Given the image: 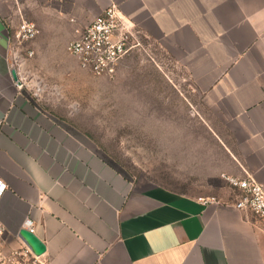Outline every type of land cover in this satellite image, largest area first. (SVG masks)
Returning a JSON list of instances; mask_svg holds the SVG:
<instances>
[{"label":"crops","instance_id":"crops-1","mask_svg":"<svg viewBox=\"0 0 264 264\" xmlns=\"http://www.w3.org/2000/svg\"><path fill=\"white\" fill-rule=\"evenodd\" d=\"M112 3L188 72L185 92L198 101L184 98L211 142L186 126L170 148L198 157L202 180L224 182L216 192L136 184L14 80L11 39L22 21L43 35L64 23L74 37ZM223 175L264 185V0H0L6 250L19 246L30 219L45 264H264V224L236 208L239 191Z\"/></svg>","mask_w":264,"mask_h":264},{"label":"rangeland","instance_id":"rangeland-1","mask_svg":"<svg viewBox=\"0 0 264 264\" xmlns=\"http://www.w3.org/2000/svg\"><path fill=\"white\" fill-rule=\"evenodd\" d=\"M74 34L69 36L61 23L26 44L35 54L24 65V83L40 106L77 128L82 140L95 145L136 184L189 195L207 187L216 192L224 182L202 180L198 157L188 159L184 148H170L184 142L186 126L200 131L191 134L193 139L211 142L184 98L198 101L185 92L182 80L188 72L146 34L158 58L152 60L145 52L133 54L118 64L113 76H95L68 53L66 46L77 37ZM175 131H180L177 137ZM37 264L45 263L39 259Z\"/></svg>","mask_w":264,"mask_h":264},{"label":"built area","instance_id":"built-area-1","mask_svg":"<svg viewBox=\"0 0 264 264\" xmlns=\"http://www.w3.org/2000/svg\"><path fill=\"white\" fill-rule=\"evenodd\" d=\"M36 23L22 21L12 35L14 62L11 70L17 74L18 87L25 81L24 64L34 56V51L26 44L34 41L40 34ZM77 37L67 45V51L74 56L81 69L95 76H113L118 64L126 57L145 52L150 59L158 58L157 48L150 44L146 33L122 15L117 4L112 3L91 23L75 30ZM15 80V79H14ZM229 184L239 191L236 208L253 212L264 224V185L255 177L240 179L223 175ZM25 228L35 233L33 222L25 221ZM6 227L0 219V264H37L41 257L20 237L16 248L6 250L4 235Z\"/></svg>","mask_w":264,"mask_h":264},{"label":"water","instance_id":"water-1","mask_svg":"<svg viewBox=\"0 0 264 264\" xmlns=\"http://www.w3.org/2000/svg\"><path fill=\"white\" fill-rule=\"evenodd\" d=\"M13 78L17 79V74L12 71ZM19 237L32 249L36 256L42 257L46 252V244L35 234L28 229H22Z\"/></svg>","mask_w":264,"mask_h":264},{"label":"snow or ice","instance_id":"snow-or-ice-1","mask_svg":"<svg viewBox=\"0 0 264 264\" xmlns=\"http://www.w3.org/2000/svg\"><path fill=\"white\" fill-rule=\"evenodd\" d=\"M3 186L2 185H0V188H2Z\"/></svg>","mask_w":264,"mask_h":264}]
</instances>
